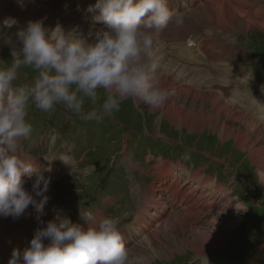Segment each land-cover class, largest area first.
I'll return each mask as SVG.
<instances>
[{
	"label": "clouds",
	"instance_id": "1",
	"mask_svg": "<svg viewBox=\"0 0 264 264\" xmlns=\"http://www.w3.org/2000/svg\"><path fill=\"white\" fill-rule=\"evenodd\" d=\"M97 10L95 20L106 28L90 31L87 37L78 28L65 31L58 24L48 30L42 21H30L16 34L22 50L13 48L11 62L0 66V216L19 218L31 205L39 221L49 202L45 193L51 180L44 172H51V166L43 171L34 167V157L20 147L33 132L26 120L30 105L50 112L59 104L84 120L100 122L114 117L130 98L152 110L171 95L156 75L153 36L170 24L182 28L183 13L170 9L168 0H98L88 11ZM22 66L37 73L30 83H16ZM100 90L105 93L103 102ZM86 102L90 110L85 113ZM58 158L67 164V156ZM25 175L29 180L35 176V196L25 188ZM258 182H264V171ZM80 217L83 225L58 214L36 231L23 260L16 249L8 264H127L118 221L83 209ZM45 238L50 241L47 246Z\"/></svg>",
	"mask_w": 264,
	"mask_h": 264
},
{
	"label": "rangeland",
	"instance_id": "2",
	"mask_svg": "<svg viewBox=\"0 0 264 264\" xmlns=\"http://www.w3.org/2000/svg\"><path fill=\"white\" fill-rule=\"evenodd\" d=\"M254 26L247 32L239 35L235 32L230 35L237 46L233 60L242 62V57H236L239 53L242 54V50L248 51L250 57L258 55L247 49H256L264 55V30L259 26ZM243 34L246 36H242ZM2 36L0 31V66H3L5 62L10 63L12 60V48L3 44ZM161 55L169 57L167 54ZM255 60L257 63L259 58ZM157 66L161 67L160 64ZM251 68L253 69L254 65H251ZM18 74L23 78H18L17 84L30 83L37 75L32 68L26 66H22L18 70ZM165 88L171 95L176 92L175 89ZM240 90L246 94L250 92L246 87H240L236 94L237 97H241ZM100 95L101 102H103L105 98L103 90H100ZM247 98L249 99L248 95ZM186 99L180 101L189 108H193L194 103H200L190 98ZM167 102L168 100L163 105L164 107L162 106L161 111H155L141 107L137 100L130 98L121 103L120 111L114 117L105 118L100 122L84 120L81 115L73 114L59 104L55 105L50 112H44L32 104L28 109L26 120L32 125L33 132L20 147L28 149L32 142L38 139L35 144L39 145L34 150L43 153L45 150L48 151L51 144L58 145L59 153L70 155H66L69 156V160H67L69 166L72 165V157L77 162L70 167L62 162L59 164V170L56 171L55 176L65 177L64 185L71 189L74 185L77 186V178L73 177L75 175L79 177V181L88 191H98L99 194L108 192L115 194L118 200H122L123 212L115 211L116 219H121V221L128 217L130 214L127 213L128 211H133L136 207V200L133 198L131 189L138 188V186L146 187L156 179L157 175L147 174V171L157 161L159 163L154 168L164 167L167 162L173 166L171 169L173 174L183 164L186 166L183 168L190 171L198 170L193 167H205V172L211 175L209 177L213 181L217 178L214 188L208 190L211 201H214L212 204L214 215L219 217L218 214H227L229 219H234V222L239 220V224L230 233L232 237L218 249L206 253L208 256L213 251L210 257H203L197 255L193 248L194 245L199 244L197 241H200V236L193 234L191 228L185 227L186 231H184L181 226L178 229L168 227V229L160 231L164 228L160 225L159 233L153 231L157 233V237L153 238V244L156 246V252L165 255L156 256L151 264H189L191 261L192 264H247V258L254 257V254L251 255V253H257L256 249L259 246H264L262 244L264 242L262 241L264 240V182H258V170L260 168L264 170V150H252V153L249 150H242L236 145L235 138L220 141L210 125L197 131L189 130L186 126H177L169 120L167 115L163 114ZM211 109L213 110L207 106L206 111L209 113ZM89 110L90 104L86 102L85 113ZM258 130L256 131L257 136L252 135L255 139L254 142L259 146L256 141L260 139L259 142L264 145V130L261 133ZM50 134L57 135L58 138L54 135L49 136ZM125 153H127L126 156L133 157V159L125 157ZM52 155L56 156L55 153ZM147 155L162 158L156 159L157 161L147 160ZM152 156H148V158L153 159ZM133 160L141 165V169H137L139 166L134 165ZM181 160H184L189 166L186 163L182 164ZM176 164L181 165L177 166ZM76 165L77 168H75ZM130 166H134L135 169H131ZM199 171H202L203 174V170ZM216 173L218 176H215ZM189 175V173L179 171L181 184L188 182V186L191 185ZM168 176L167 180H173ZM203 176L206 177L204 174ZM77 188L86 192L84 187ZM140 190L145 191V188L139 187L133 190L134 194L137 193L138 198H140ZM51 192L53 191L49 187L45 195L48 196ZM55 195L56 197L53 199L49 198L45 209L57 201L58 194ZM191 196L194 197V194L189 195V198H192ZM139 200H141L140 208H142L144 198ZM204 204L201 201L198 206L205 210ZM111 209H113V205H111ZM200 214L197 212L195 216L198 217ZM205 216L206 214L203 213L199 216L202 220L199 219L195 223L187 221L188 226H196L199 223L197 232L207 231L208 229L203 227L204 224L208 225L205 223ZM209 217L210 215H208ZM155 226L153 221H148L145 228L150 230ZM145 237L148 242L149 236L145 235ZM262 263L264 264V255Z\"/></svg>",
	"mask_w": 264,
	"mask_h": 264
},
{
	"label": "bare ground",
	"instance_id": "3",
	"mask_svg": "<svg viewBox=\"0 0 264 264\" xmlns=\"http://www.w3.org/2000/svg\"><path fill=\"white\" fill-rule=\"evenodd\" d=\"M177 1L181 3L186 2L188 6L191 7L189 13L191 15V21L187 25L188 29L181 28L174 31L177 28H172L170 31L165 30L163 33L153 36L156 62L161 65V67L157 66L156 75L160 78L162 87L176 89V92H174L175 96L173 94L168 98L167 105L163 109V114L167 115L169 120L175 125L186 126L189 130H203L210 125L218 135L220 141L235 138L236 145L242 150H249L251 153L252 150H264V145L259 142L260 139L256 141L259 143L258 146L254 142V136H252L253 134H257V129H259V133L264 130V101L248 96L249 99L244 104L237 106L235 102L240 100V96L237 97L236 93L233 91L229 93L224 85L226 84L225 77L231 71L230 64L227 62L228 58L226 57V53L222 54L219 52L218 60H214L216 58V51L223 52L226 50V43L222 44L218 38L213 41L208 36H205L197 44L198 51H203L207 55L209 61L214 60L207 68L214 69L216 73L221 74L218 81H212L204 85L199 81L198 75L189 73L183 67L185 65L194 67L199 66V64L196 63L198 57L193 50V45H189L187 42L189 33H201L206 26H225L231 34L232 32H239L240 30L247 32L254 25L264 30V3L260 5L261 0ZM97 2L98 0H0V31L3 35L1 38L4 41L3 44L9 45L12 50L13 48L22 50V42L18 41L16 34L20 29H26L30 21L37 20L42 21L44 27L48 30L54 29L59 24L65 31L78 28L80 34L87 37L90 31L106 28L103 21L95 20V17L99 15V10L96 12L88 11L89 7L94 6ZM171 4L173 3L171 2ZM180 8L183 9L181 6ZM241 11H243V13H241ZM245 14L247 15L246 19H244L243 16ZM5 22H7V24ZM172 25L173 24H170L169 27ZM9 38L11 39L10 44L6 42ZM168 44L181 45L183 58L181 64L178 55L167 54L169 56L167 57L159 53L163 51L167 53L165 47ZM239 71H241V68H239ZM221 91H226L223 96L219 93ZM186 98L196 100L200 103H194L193 108H189V106L182 102L183 100H187ZM137 103L141 107L148 108L139 101H137ZM207 106L213 108L209 113L206 111ZM161 109L162 107L154 110L161 111ZM66 155L67 154H65V156ZM67 157L69 160V156ZM47 162L48 165L55 163L53 160ZM165 163L164 167L159 166L147 172L148 174H158V176L148 189L146 199L145 191L140 190V198H144L142 208L139 207V215L142 217L140 227L144 229L146 220L154 218L169 223L160 231L165 230V228L168 229V227L170 229H178L181 226L184 231H186L185 227L191 228L193 234L200 236V241H197L199 244L193 246L196 254L203 257H210L215 249H218V247L229 241L228 239L232 237L230 233L235 226L239 224V220H237L238 222H234V219H229L227 214H218L219 217H216L213 210L210 211L213 202L211 201L208 190L211 189L212 186L214 187V183L209 176H203L202 171L198 170L189 175L191 185L188 186V184H185L183 186L180 182L179 171L187 173L189 170L184 169L181 164H176L177 166L181 165V167L176 171L174 170L175 173L173 174L171 172L173 166L170 163ZM137 169H139V167ZM258 171L260 173L264 170L260 168ZM44 175L48 177L49 173L44 172ZM167 176L173 180H167ZM25 181V188L29 192H32L35 176H33L31 180L25 179ZM41 187H43V185H41ZM32 194L35 196L34 192H32ZM191 194H194V197L191 196L192 198H189ZM166 195H176L180 203L186 204V207L173 204V211L187 210V214L185 213L184 216H180L178 212L166 214L167 207L164 198ZM35 198L39 200L43 197ZM201 201L205 203L204 206L207 207L208 212H205L204 209L198 206ZM150 202L152 204L151 207L153 208V205H155L160 215L158 213L152 214L150 211L146 215L145 204ZM160 208H162V210H160ZM31 209H33V206L30 205L28 210ZM197 212L201 213L200 216L203 213L206 214L204 220L205 223L210 226L203 225V227L208 229L205 232H197L199 228L197 227L199 224L198 222L196 226H188V218L191 219L192 223L197 221L199 217L195 216ZM208 215H210V219ZM36 216V214H31L27 223L31 224L36 222ZM212 217L213 219L211 220ZM154 219H152V221L157 222V220ZM125 230H127V228ZM125 234L131 241L135 242L137 240L136 233L131 231V229ZM147 236H149L148 242L147 238L144 236V241L141 240L136 248L133 249L134 246H130L127 249V264H151L156 256L165 255L164 253L155 251L156 246L153 244V238L157 237V233L152 231L149 232ZM5 247L6 238L0 235V251L5 249ZM211 250L213 251L206 256V253ZM10 259L11 257L8 255H3V259H0V264H8ZM257 263L256 253H254V257H250L247 264Z\"/></svg>",
	"mask_w": 264,
	"mask_h": 264
}]
</instances>
